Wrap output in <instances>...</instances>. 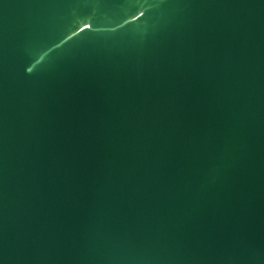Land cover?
<instances>
[{
	"label": "water",
	"instance_id": "water-1",
	"mask_svg": "<svg viewBox=\"0 0 264 264\" xmlns=\"http://www.w3.org/2000/svg\"><path fill=\"white\" fill-rule=\"evenodd\" d=\"M0 264H264V0H0Z\"/></svg>",
	"mask_w": 264,
	"mask_h": 264
},
{
	"label": "snow or ice",
	"instance_id": "snow-or-ice-1",
	"mask_svg": "<svg viewBox=\"0 0 264 264\" xmlns=\"http://www.w3.org/2000/svg\"><path fill=\"white\" fill-rule=\"evenodd\" d=\"M141 15H143V13H141ZM85 27H90V25L85 24Z\"/></svg>",
	"mask_w": 264,
	"mask_h": 264
}]
</instances>
